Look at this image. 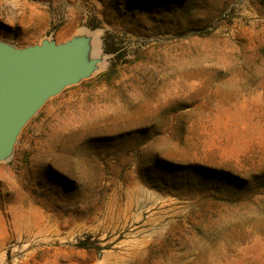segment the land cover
<instances>
[{
    "label": "rangeland",
    "instance_id": "rangeland-1",
    "mask_svg": "<svg viewBox=\"0 0 264 264\" xmlns=\"http://www.w3.org/2000/svg\"><path fill=\"white\" fill-rule=\"evenodd\" d=\"M73 39L94 70L0 161V264H264V0H0V41Z\"/></svg>",
    "mask_w": 264,
    "mask_h": 264
},
{
    "label": "water",
    "instance_id": "water-1",
    "mask_svg": "<svg viewBox=\"0 0 264 264\" xmlns=\"http://www.w3.org/2000/svg\"><path fill=\"white\" fill-rule=\"evenodd\" d=\"M89 48L85 39L23 48L0 41V161L10 157L20 129L49 97L91 74L96 60Z\"/></svg>",
    "mask_w": 264,
    "mask_h": 264
},
{
    "label": "trees",
    "instance_id": "trees-1",
    "mask_svg": "<svg viewBox=\"0 0 264 264\" xmlns=\"http://www.w3.org/2000/svg\"><path fill=\"white\" fill-rule=\"evenodd\" d=\"M106 51H111V49H105ZM215 172V171H214ZM216 173L218 174V176L219 175H221L222 173L220 172V171H216ZM232 178V177H231ZM233 179V181L232 180H229V181H227L229 184H231V185H233V186H235V187H237V189H240L241 187H240V185H238L236 182H235V180H236V178L235 177H233L232 178ZM257 183L259 186H262V188H263V192L262 193H258V195H262V196H264V173H262V174H259V175H255V176H253V178H252V181H251V183Z\"/></svg>",
    "mask_w": 264,
    "mask_h": 264
},
{
    "label": "bare ground",
    "instance_id": "bare-ground-1",
    "mask_svg": "<svg viewBox=\"0 0 264 264\" xmlns=\"http://www.w3.org/2000/svg\"><path fill=\"white\" fill-rule=\"evenodd\" d=\"M95 36V35H94ZM92 37V36H91ZM96 40V39H95ZM91 45H92V43H91Z\"/></svg>",
    "mask_w": 264,
    "mask_h": 264
}]
</instances>
